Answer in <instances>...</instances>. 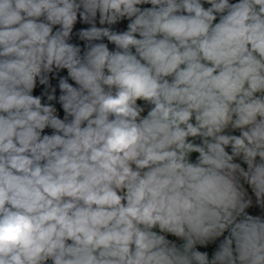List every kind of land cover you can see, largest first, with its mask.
Returning <instances> with one entry per match:
<instances>
[{
    "label": "clouds",
    "instance_id": "1",
    "mask_svg": "<svg viewBox=\"0 0 264 264\" xmlns=\"http://www.w3.org/2000/svg\"><path fill=\"white\" fill-rule=\"evenodd\" d=\"M0 264H264V0H0Z\"/></svg>",
    "mask_w": 264,
    "mask_h": 264
}]
</instances>
